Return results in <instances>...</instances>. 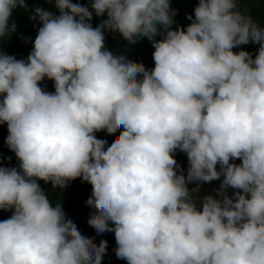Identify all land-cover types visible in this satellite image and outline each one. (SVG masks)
<instances>
[{
  "label": "clouds",
  "instance_id": "1",
  "mask_svg": "<svg viewBox=\"0 0 264 264\" xmlns=\"http://www.w3.org/2000/svg\"><path fill=\"white\" fill-rule=\"evenodd\" d=\"M47 2L59 15L33 10L27 60L0 53V123L20 162L0 166V209H14L0 264H102L108 242L81 234L38 183L77 178L92 187L89 226L113 232L127 264H264V26L240 0H198L186 29L172 27L170 0ZM17 8L26 0H0V37ZM93 12L107 17L96 27ZM105 30L151 41L154 67L107 50ZM249 43L254 59L233 51ZM118 129L110 146L95 135ZM221 176L220 198L198 205L188 184Z\"/></svg>",
  "mask_w": 264,
  "mask_h": 264
},
{
  "label": "trees",
  "instance_id": "2",
  "mask_svg": "<svg viewBox=\"0 0 264 264\" xmlns=\"http://www.w3.org/2000/svg\"><path fill=\"white\" fill-rule=\"evenodd\" d=\"M73 3H80L83 6H91V0H72ZM27 9L17 8L13 11L10 25L12 22L16 24V30L10 35L0 37V53L5 55L14 56L16 59L27 60L28 55L33 49V43L37 35L41 24L30 18L33 14V10L37 7L46 11H50L55 15H59V11L53 4L47 2V0H26ZM198 4V0H170L171 9L175 10L176 14L173 17L174 23L172 27H186L191 23L188 16L194 17V9ZM239 8L241 11L246 10L247 14H250L254 20L264 26V0H240ZM106 15L102 17L95 16L93 12V19L90 21L93 27L98 26ZM105 48L119 55L124 54L129 60H133L137 63H143L147 69L154 67L153 52L154 48L152 42L147 38H142L136 43L129 44L118 32H111L105 30ZM162 37L157 36L156 39ZM259 44L249 43L240 45L233 49L234 52L241 50L247 51L255 58L258 53ZM40 87L47 92L54 93V81L45 78ZM4 94H0V100H2ZM122 129H118L116 133L109 135L106 131H100L95 133L98 139L107 141V145L111 143L120 134ZM8 128L6 123H0V166L10 168L16 167L19 169V160L15 156V153L10 151L6 138L8 136ZM175 159L187 174L188 161L179 158V150L175 152ZM43 191L48 195L53 205L59 203L62 210L68 218H70L78 228H81L85 232L90 234V237L94 238L95 242L99 244L101 240H106L107 251L103 257L102 264H127L126 260L117 258L115 255L116 241L113 232H105L97 234L95 229L89 226L88 219L94 209L86 206L87 199L91 196L92 187L87 182H82L80 178L68 182L66 187L53 188L51 182L45 183L44 181H38ZM188 188L192 190L189 186ZM195 199L199 205L201 199L195 193ZM14 209L3 210L0 209V221L6 220L11 217Z\"/></svg>",
  "mask_w": 264,
  "mask_h": 264
},
{
  "label": "crops",
  "instance_id": "3",
  "mask_svg": "<svg viewBox=\"0 0 264 264\" xmlns=\"http://www.w3.org/2000/svg\"><path fill=\"white\" fill-rule=\"evenodd\" d=\"M239 161H240L239 159H236V164H238ZM222 180H223V176H221V178L219 180H214V181L208 182V183H199V186H197V184H196V187H198V191H200L202 197H204L206 195H211V196L215 197V194H216L217 190L219 189ZM226 191H227V193L231 194V196H232L236 190H234L232 188H228ZM218 198H220V197H218Z\"/></svg>",
  "mask_w": 264,
  "mask_h": 264
},
{
  "label": "rangeland",
  "instance_id": "4",
  "mask_svg": "<svg viewBox=\"0 0 264 264\" xmlns=\"http://www.w3.org/2000/svg\"><path fill=\"white\" fill-rule=\"evenodd\" d=\"M179 158L182 159V160L188 161L186 153H183V152H181V151H179ZM231 162L236 164V160L231 161ZM240 163H241V160L239 161L238 164H240ZM217 168H218V170H219V166H217ZM188 186H189L191 189H197V187H196V183H190V184H188ZM227 194H228L229 196H231V194H229V193H227ZM196 195L198 196V198H200V199L202 200L203 197L201 196L200 191H197V192H196ZM215 197L218 198V196H217V192H216V194H215ZM77 228H78V227H77ZM78 230H79V231L81 232V234H83L84 236H86V237H90V234L87 233V232H85V231L82 230L81 228H78Z\"/></svg>",
  "mask_w": 264,
  "mask_h": 264
}]
</instances>
